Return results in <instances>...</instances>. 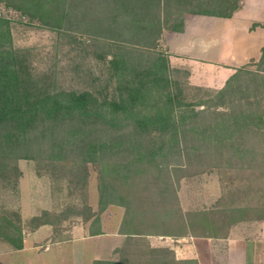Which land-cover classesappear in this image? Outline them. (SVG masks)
<instances>
[{
  "label": "trees",
  "instance_id": "obj_1",
  "mask_svg": "<svg viewBox=\"0 0 264 264\" xmlns=\"http://www.w3.org/2000/svg\"><path fill=\"white\" fill-rule=\"evenodd\" d=\"M240 7L241 0H0V185L16 191L18 161L29 160L79 192L95 166L100 210L124 209L118 233L126 242L117 260L92 264H198L175 262L146 237H224L249 210L231 193L216 211L226 216L222 229L210 211H185L178 191L182 179L204 173H264V45L257 61L212 89L170 65L162 36L183 31L186 14L229 18ZM13 23L54 33L74 54L71 86L55 65L38 70L33 49L14 46ZM256 207L264 220V202ZM47 216L33 217V228L50 224ZM0 241L23 249L18 211H0Z\"/></svg>",
  "mask_w": 264,
  "mask_h": 264
},
{
  "label": "rangeland",
  "instance_id": "obj_2",
  "mask_svg": "<svg viewBox=\"0 0 264 264\" xmlns=\"http://www.w3.org/2000/svg\"><path fill=\"white\" fill-rule=\"evenodd\" d=\"M12 35L15 47L33 49L36 59L34 65L38 70H46L55 65L63 85H72L75 56L73 53L68 54V48L58 42L54 33L13 23ZM249 69L255 70V66L249 65ZM18 165L21 176L17 190L0 185V211L19 212L24 244L23 249L15 250L0 241V264H75V261H91V256L88 255L92 251L84 252L86 248L82 237L96 238L101 234L116 232L124 212L122 207L116 205L100 210L97 168L89 165L87 184L83 191L70 192L66 180L38 169L34 161L19 160ZM241 176L232 171H215L184 178L178 191L180 203L185 211H210L209 218L216 219L218 227L224 229L226 216L216 211L223 209L231 193H237L232 198L233 202L249 210L242 215V220H237L228 229L225 237L241 235L258 243L259 253L255 264H264V240L260 236L264 220H259L258 212L253 210L258 209L256 206L259 202H264V173L254 169ZM248 185L251 189L246 193ZM238 190L241 192L238 193ZM220 199H223L220 202L222 205L217 208L216 204ZM44 211L48 212L46 219L50 224L33 228L31 219L42 215ZM92 230H98L101 234L92 236L89 234ZM215 243L218 246L220 242Z\"/></svg>",
  "mask_w": 264,
  "mask_h": 264
},
{
  "label": "crops",
  "instance_id": "obj_3",
  "mask_svg": "<svg viewBox=\"0 0 264 264\" xmlns=\"http://www.w3.org/2000/svg\"><path fill=\"white\" fill-rule=\"evenodd\" d=\"M253 24L256 25L254 28ZM162 43L170 54V65L187 70L191 85L219 89L236 68L259 59L264 45V0H241V7L229 18L186 14L183 31H165ZM260 234L264 240V221ZM82 238L86 248L84 252L92 251L88 255L91 261H75V264H92L94 260L115 261L119 258L115 251L126 242V236L119 234L118 230L96 238ZM146 240L150 248L172 252L175 262L196 260L198 264H255L259 253L258 243L241 235L222 238L147 236ZM215 242L220 243L217 246Z\"/></svg>",
  "mask_w": 264,
  "mask_h": 264
}]
</instances>
